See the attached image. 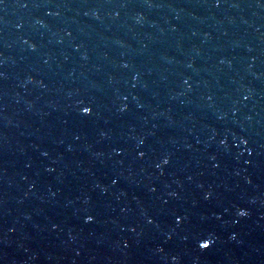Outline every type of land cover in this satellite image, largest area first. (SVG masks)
Returning a JSON list of instances; mask_svg holds the SVG:
<instances>
[{
  "label": "water",
  "instance_id": "water-1",
  "mask_svg": "<svg viewBox=\"0 0 264 264\" xmlns=\"http://www.w3.org/2000/svg\"><path fill=\"white\" fill-rule=\"evenodd\" d=\"M215 4L0 0V264H264V0Z\"/></svg>",
  "mask_w": 264,
  "mask_h": 264
},
{
  "label": "snow or ice",
  "instance_id": "snow-or-ice-1",
  "mask_svg": "<svg viewBox=\"0 0 264 264\" xmlns=\"http://www.w3.org/2000/svg\"><path fill=\"white\" fill-rule=\"evenodd\" d=\"M215 6H219V0H216V4H215ZM186 83V82H185ZM245 99H247V97H245ZM83 107V113L84 114H88V115H90L91 114V109L88 107V106H82ZM122 111L124 110V109H121ZM241 143H244V144H247L248 143V141H247V139H243V140H241ZM140 155L142 156L143 155V153H140ZM249 155H251V153H249ZM163 163H168V161L165 159L164 161H163ZM157 167H159V165H157ZM240 216H246L247 215V212L246 211H243V210H241V211H239V213H238ZM93 218L91 217V216H88L87 218H86V221L87 222H91V220H92ZM182 217H177L176 218V221H177V223H179V222H181L182 221ZM149 223H151V221H149ZM213 242L211 241V240H209V239H204V240H202V241H200V242H198V246L201 248V249H207V248H209L210 246H211V244H212Z\"/></svg>",
  "mask_w": 264,
  "mask_h": 264
}]
</instances>
